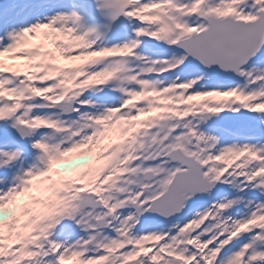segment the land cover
Segmentation results:
<instances>
[{"label": "snow or ice", "instance_id": "obj_1", "mask_svg": "<svg viewBox=\"0 0 264 264\" xmlns=\"http://www.w3.org/2000/svg\"><path fill=\"white\" fill-rule=\"evenodd\" d=\"M0 264H264V0H0Z\"/></svg>", "mask_w": 264, "mask_h": 264}, {"label": "bare ground", "instance_id": "obj_2", "mask_svg": "<svg viewBox=\"0 0 264 264\" xmlns=\"http://www.w3.org/2000/svg\"><path fill=\"white\" fill-rule=\"evenodd\" d=\"M237 183H239V181H237ZM227 190H231V189L226 188V187H220L219 190H218L216 193L213 194V198H218V195H227V196H229V195L227 194ZM229 197H230V196H229ZM243 205H244V204H243ZM236 212H240V211H236ZM236 212H235V213H236Z\"/></svg>", "mask_w": 264, "mask_h": 264}]
</instances>
